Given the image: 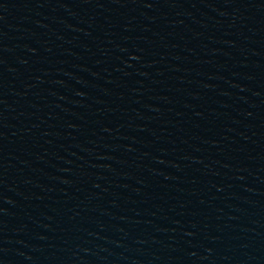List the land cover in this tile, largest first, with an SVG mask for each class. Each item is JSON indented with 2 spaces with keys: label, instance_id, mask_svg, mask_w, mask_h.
<instances>
[{
  "label": "water",
  "instance_id": "water-1",
  "mask_svg": "<svg viewBox=\"0 0 264 264\" xmlns=\"http://www.w3.org/2000/svg\"><path fill=\"white\" fill-rule=\"evenodd\" d=\"M0 264H264V0H0Z\"/></svg>",
  "mask_w": 264,
  "mask_h": 264
}]
</instances>
